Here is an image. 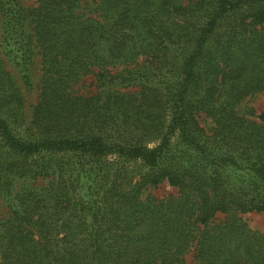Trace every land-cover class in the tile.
<instances>
[{
    "label": "trees",
    "instance_id": "obj_1",
    "mask_svg": "<svg viewBox=\"0 0 264 264\" xmlns=\"http://www.w3.org/2000/svg\"><path fill=\"white\" fill-rule=\"evenodd\" d=\"M91 2L0 0V264H264V0Z\"/></svg>",
    "mask_w": 264,
    "mask_h": 264
},
{
    "label": "rangeland",
    "instance_id": "obj_2",
    "mask_svg": "<svg viewBox=\"0 0 264 264\" xmlns=\"http://www.w3.org/2000/svg\"><path fill=\"white\" fill-rule=\"evenodd\" d=\"M18 1H19V4L21 5V8L24 10V12L31 10L33 6L35 5V0H18ZM83 2H85L87 6V7H84V10L90 11L92 9L91 0H83ZM32 62L33 63L30 68V77H31V83L33 84L34 89L29 93L25 91L23 80L21 77L22 74L19 71H17L18 69L10 64L7 67V69L12 74L13 78L16 80V82L18 83V85L21 87V89L24 92L27 108H30L31 106H33L37 101V87L39 86V83L41 80V74H42L39 56L34 55ZM118 89H122V88L118 87ZM73 90L78 95H89V94L94 93L96 91V88H95V80L93 76L88 75L85 78H83L77 85L74 86ZM236 110L238 114L244 115L246 117L257 116L258 114H260V112L264 110V94L256 93L254 95L248 96L247 98L243 99L238 104ZM199 122H200V125L205 128H208L211 125L210 120L207 118H204L203 116L200 118ZM43 156L44 155H40V156L36 155L32 157V159L37 160L38 158H40L41 160ZM77 160H79L78 157H73V158L64 157V158L58 159V161H61V162L68 161L72 165L71 166L72 172L75 171L76 164L78 163ZM100 164L102 167H108V168H115L116 166L121 165L113 157H108L104 159ZM125 165H128V164H125ZM130 166L131 167L134 166L133 167L134 170L137 171L138 164H134V165L131 164ZM75 175L76 174H74V176ZM75 179L78 182V188H79V191L81 190V192L85 191V189L91 184L98 185L95 183L96 180L94 176L86 172H81L78 176L76 175ZM38 183L42 184L40 181ZM176 191L177 190L175 188L170 187L166 182H164L157 187L148 188L146 191H144L143 196L151 195L154 198L163 199V198L168 197L169 195L175 194ZM242 219L245 221V223L251 230L264 233V212L245 213L242 215Z\"/></svg>",
    "mask_w": 264,
    "mask_h": 264
}]
</instances>
